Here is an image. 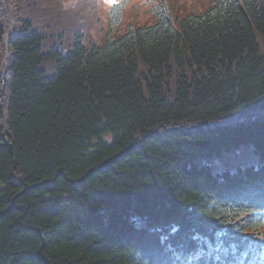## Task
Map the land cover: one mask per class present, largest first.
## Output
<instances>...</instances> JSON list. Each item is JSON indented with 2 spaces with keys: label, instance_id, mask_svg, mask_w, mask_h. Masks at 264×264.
I'll return each instance as SVG.
<instances>
[{
  "label": "trees",
  "instance_id": "obj_1",
  "mask_svg": "<svg viewBox=\"0 0 264 264\" xmlns=\"http://www.w3.org/2000/svg\"><path fill=\"white\" fill-rule=\"evenodd\" d=\"M100 1L0 0V264H264V0Z\"/></svg>",
  "mask_w": 264,
  "mask_h": 264
},
{
  "label": "rangeland",
  "instance_id": "obj_2",
  "mask_svg": "<svg viewBox=\"0 0 264 264\" xmlns=\"http://www.w3.org/2000/svg\"><path fill=\"white\" fill-rule=\"evenodd\" d=\"M114 0H101L98 5V23L96 25V21L92 22L91 25L94 27V29L89 28L88 30H85V37L83 38V42H85V38L88 35L90 38H94L95 34L104 27V21H106L107 11L109 9L110 4ZM134 2H137L135 6L138 5V10L136 13L138 14L137 19L140 21L146 20L149 15L147 14L146 10L149 8V3L145 4L144 0H133ZM153 1V0H152ZM156 1V0H154ZM203 1V0H202ZM187 4H193V9H201L202 3H198L197 0H186ZM134 14V13H131ZM134 18V16H130L129 18H126L124 21V24L127 21H130V19ZM150 22H153V20H150ZM123 24V23H122ZM123 24V25H124ZM122 26V25H121ZM120 31L115 30V33H119ZM69 44V43H68ZM260 47L262 49V54L264 55V42L260 43ZM45 73L47 76H51L55 73V67L54 65H51L50 63L44 64ZM259 159L257 157V154L254 153L252 147L250 145H242L239 146L233 150H230L229 152H224L220 156H215L211 158L210 165L212 170L214 171H220L222 169H229V170H235L238 167L250 165V164H256L258 163Z\"/></svg>",
  "mask_w": 264,
  "mask_h": 264
}]
</instances>
